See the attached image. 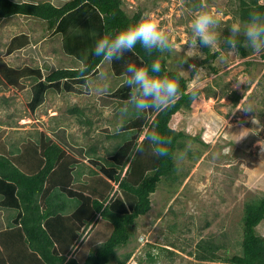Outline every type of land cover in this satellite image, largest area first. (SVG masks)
Returning <instances> with one entry per match:
<instances>
[{"label": "rangeland", "instance_id": "374dc122", "mask_svg": "<svg viewBox=\"0 0 264 264\" xmlns=\"http://www.w3.org/2000/svg\"><path fill=\"white\" fill-rule=\"evenodd\" d=\"M48 1L61 6L68 0ZM198 1L123 0L130 15L151 14L170 35L169 67L189 78L188 91L199 93L192 108L182 109L173 120L176 130L186 135L175 156L187 154L175 159L174 177L158 183L151 209L137 219L130 243L119 251L122 255L133 250L126 264H149L144 261L148 248L158 254L153 264H230L196 259L197 243L212 239L225 245L221 255L238 252L246 202L264 194V52L247 48L244 57L222 47L224 30L237 21L236 0H200V6ZM201 9L218 15L222 37L220 46L211 48L220 51L219 56L205 64H199L206 57L202 48H190L188 43L190 21ZM102 26V14L89 3L68 13L55 30L29 15L0 19V143L16 135L27 141L47 134L78 161H88V167L111 179L118 189L112 190L116 201L120 190L112 170L103 161L89 160L85 149L86 144H97L98 153L111 160L105 147L110 148L114 140L108 135L122 131V120L133 118V111L121 112L131 94L123 82L126 65H142L141 59L129 51L119 60L102 61L87 77L45 81L56 68L79 67L81 61L88 64L95 41L104 36ZM74 107L82 112L73 113ZM155 115L154 110L145 111L144 121ZM141 129L138 143L145 133ZM106 200L109 203L111 198ZM10 213L0 204V228L6 227ZM103 224L99 221L96 229ZM258 231L264 236V221ZM88 245L89 240L81 249ZM156 247L174 254L169 258L168 251Z\"/></svg>", "mask_w": 264, "mask_h": 264}, {"label": "trees", "instance_id": "16d2710c", "mask_svg": "<svg viewBox=\"0 0 264 264\" xmlns=\"http://www.w3.org/2000/svg\"><path fill=\"white\" fill-rule=\"evenodd\" d=\"M198 2L200 6V0ZM84 3L91 4L102 14L104 36L118 32L142 18V12L130 15L123 8V0H68L61 6L48 0H0V19L29 15L43 19L49 30H54L68 13ZM235 5L233 14L237 20L246 18L252 9L264 11V0H236ZM229 26L224 30V35L228 34ZM21 41L24 42V39ZM202 50L206 57L199 64L211 62L220 54V51H212L211 48L202 47ZM132 52L144 66L158 58L162 65L160 75L177 79L181 94L174 105L164 111H156L150 122L144 121L145 112L136 114L130 109L133 118L122 120V124H125L122 131L107 137L114 140L110 148L105 147L111 160L98 153L99 145L86 144L87 155L96 161H103L112 170L113 180L119 186L120 199L114 201L113 181L98 170L91 168L86 175L78 172V176L76 174L73 177L72 170L75 168L71 172L59 169L61 165L66 168L69 166V155L47 134L39 139L27 140L30 144L25 146L26 153L33 152L37 156L33 165L24 151L18 153L20 149L16 144L11 148L7 141L0 143V204L11 212L7 216L6 227L0 230V264H126L131 258L133 250L122 255H119V251L130 243L137 219L151 209V195L158 183L164 177H174L178 170L174 157L186 135L176 130L173 120L182 109L192 108L199 96L198 92L188 91L189 78L169 67L171 53L153 52L150 56L139 45ZM237 52L248 56L247 47H240ZM102 61V58L93 55L87 64V73L82 74L79 67H61L49 73L45 81L54 83L87 77L96 71ZM212 69L217 72V68ZM239 98L240 95L236 93L235 103ZM71 110L73 113L82 112L78 107ZM141 128L156 129L171 136V155L154 156L147 140H143L145 150L132 155L142 133ZM192 138L200 139L198 135ZM56 168L59 169L58 174L52 178ZM58 180L61 185L73 182L75 189L79 190L69 189L68 192L77 194L66 195L64 189L56 186ZM107 198H111L109 203L106 202ZM99 221L104 224L96 229ZM263 221L264 194L246 202L238 252L221 255L219 251L225 248L224 244L212 239H201L196 246L195 258L230 264H264V236L258 231V225ZM87 240L88 247L81 249ZM156 248L168 251L169 258L174 254L166 247ZM148 249L144 261L153 264L158 254Z\"/></svg>", "mask_w": 264, "mask_h": 264}, {"label": "clouds", "instance_id": "9594fccd", "mask_svg": "<svg viewBox=\"0 0 264 264\" xmlns=\"http://www.w3.org/2000/svg\"><path fill=\"white\" fill-rule=\"evenodd\" d=\"M219 26L220 19L217 14L205 9L199 10L190 21L189 47L200 49L220 46L222 37ZM222 41L223 46L233 54L240 47L250 48L257 53L264 52V11L252 9L246 18L234 21ZM137 45L150 56L153 52L165 54L173 50L170 35L161 29L158 21L151 14H145L139 21L129 24L118 32L98 38L92 51L96 57L102 58L105 62H111L123 58L126 52L134 50ZM88 67L87 63L81 61L79 71L82 74L87 73ZM161 71L162 65L158 58L153 59L147 66L127 63L123 82L131 89V94L128 104L121 109L123 114H127L130 109L136 114L147 110L159 112L174 105L181 94L179 82L167 75H160ZM103 89L107 91L106 83ZM247 108L252 109L251 106ZM143 140L148 141V146L154 156L168 157L171 155L172 137L156 129H145L142 141L134 146L132 155L145 150ZM186 154V152H181L174 158L183 159ZM143 239L142 236L139 238V240Z\"/></svg>", "mask_w": 264, "mask_h": 264}, {"label": "crops", "instance_id": "0c3cea01", "mask_svg": "<svg viewBox=\"0 0 264 264\" xmlns=\"http://www.w3.org/2000/svg\"><path fill=\"white\" fill-rule=\"evenodd\" d=\"M16 1H20V0H16ZM21 1H23V0H21ZM25 16V15H24ZM33 17V16H32ZM24 42H28V40L27 39H24ZM41 134H40V136L38 135L36 138H34V139H39V138H41ZM32 139V138H31ZM5 140V139H4ZM8 143H11V148H12V146H14L15 144H16V146L18 147V149H20V150H18V153H21V152H25L26 153V144H27V141L24 139V138H22V137H18L17 135L15 136V137H13L12 139H10V141L8 142ZM66 151H67V149H65ZM67 153H68V155H69V157H68V162H69V166H67V168H66V166H62L61 165V167L59 168V169H66L67 171L68 170H70V172H71V170L72 169H74V170H72L73 171V173L74 174H72L73 175V177H75V175L77 174V176H78V172L79 173H81L82 175H86L87 174V172H89L90 171V169L91 168H94V167H88L87 166V164H89L88 163V161L86 162V161H84V162H86L85 164L83 163V162H81V161H78V158H76L74 155H71V153L70 152H68L67 151ZM27 154V159H28V161H29V163L31 164V165H33L34 163H35V161H37L36 160V158H37V156L35 155V153H30L29 151L26 153ZM87 155V154H86ZM88 156V155H87ZM87 158V157H86ZM88 158H89V160L90 159H93L92 157H89L88 156ZM16 164H18V163H16ZM20 164V163H19ZM18 164V165H19ZM75 164L76 165H78V166H75ZM59 169L58 168H56L54 171H53V174L51 175V177L53 178L54 176H56L58 173H57V171H59ZM95 170H98V169H96V168H94ZM88 170V171H87ZM99 171V170H98ZM73 181H75L77 184H78V182L76 181V179H73ZM62 183L60 182V180H58L57 181V187H59L60 189H64V192H65V194L66 195H68V196H71L70 194H72L73 196L75 195V194H77V193H71V192H68L69 191V189H73L74 191H76V190H79V188H77V189H75V186H74V183L73 182H71V183H69V184H65V185H61ZM79 185V184H78ZM66 189H68V190H66ZM1 217V216H0ZM3 228H0V230H2Z\"/></svg>", "mask_w": 264, "mask_h": 264}]
</instances>
